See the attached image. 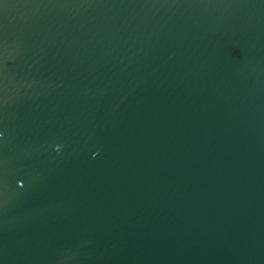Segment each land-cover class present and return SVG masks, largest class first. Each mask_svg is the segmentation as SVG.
Here are the masks:
<instances>
[{
    "label": "water",
    "instance_id": "95a60500",
    "mask_svg": "<svg viewBox=\"0 0 264 264\" xmlns=\"http://www.w3.org/2000/svg\"><path fill=\"white\" fill-rule=\"evenodd\" d=\"M0 264H264V0H0Z\"/></svg>",
    "mask_w": 264,
    "mask_h": 264
}]
</instances>
